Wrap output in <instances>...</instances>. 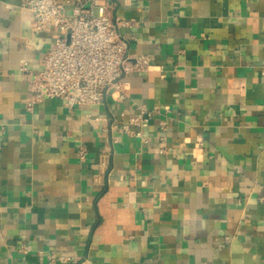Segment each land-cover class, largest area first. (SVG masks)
Returning a JSON list of instances; mask_svg holds the SVG:
<instances>
[{"label": "crops", "instance_id": "1", "mask_svg": "<svg viewBox=\"0 0 264 264\" xmlns=\"http://www.w3.org/2000/svg\"><path fill=\"white\" fill-rule=\"evenodd\" d=\"M93 1L149 69L30 109L22 66L64 30L0 0V264H264V0ZM139 104L149 142L122 129Z\"/></svg>", "mask_w": 264, "mask_h": 264}, {"label": "built area", "instance_id": "2", "mask_svg": "<svg viewBox=\"0 0 264 264\" xmlns=\"http://www.w3.org/2000/svg\"><path fill=\"white\" fill-rule=\"evenodd\" d=\"M88 1H92L90 6ZM93 2L22 0V5L33 12L37 30L51 26L64 30L45 53L39 71L29 69L27 62L22 66L30 91L28 108L53 97L64 98L71 108L103 104L108 94L117 93L120 99H125L130 87L129 75L149 69L148 56L131 54L129 41L120 32L109 6L99 4L94 9ZM68 3L74 4L73 14L65 11ZM137 108L136 112H120L122 129L142 142H149L146 129L154 111L145 104H139ZM166 127L167 122L161 121V128ZM197 140L201 144L203 137L200 135ZM49 256L51 261L71 259V256L57 253Z\"/></svg>", "mask_w": 264, "mask_h": 264}]
</instances>
